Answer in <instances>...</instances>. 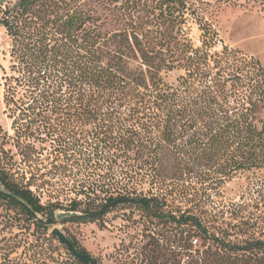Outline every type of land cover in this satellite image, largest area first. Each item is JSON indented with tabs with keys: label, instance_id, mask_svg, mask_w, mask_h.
<instances>
[{
	"label": "trees",
	"instance_id": "obj_1",
	"mask_svg": "<svg viewBox=\"0 0 264 264\" xmlns=\"http://www.w3.org/2000/svg\"><path fill=\"white\" fill-rule=\"evenodd\" d=\"M119 1L19 0L0 18L10 38L2 78L13 145L25 161L47 152L51 175L90 169L67 204L44 203L30 182L16 180L11 157L0 160V200L37 233L29 254L11 264H85L52 233L57 211L73 223H102L132 206L163 216L161 193L129 188V181H171L193 201L210 194L205 183L264 170V104L231 101L227 68L234 55L226 47L210 53L208 42L193 46L184 28L193 2ZM180 67L186 75L167 82L164 74ZM171 219L187 227L174 246L179 264H264L262 240L224 243L196 214ZM195 237L204 238V248L193 247ZM55 239L72 262L55 256ZM70 239L90 264H102Z\"/></svg>",
	"mask_w": 264,
	"mask_h": 264
},
{
	"label": "rangeland",
	"instance_id": "obj_2",
	"mask_svg": "<svg viewBox=\"0 0 264 264\" xmlns=\"http://www.w3.org/2000/svg\"><path fill=\"white\" fill-rule=\"evenodd\" d=\"M17 1L0 0V18ZM191 1L184 28L193 46L205 47L208 42L212 45L208 50L210 53H221L226 47L234 55L227 68L231 101L239 106L244 103L249 106L250 100H261L264 104V0ZM9 49L10 38L0 23V160L7 161L11 157L14 165L9 167L16 180L24 185L30 182L42 202L59 199L67 204L74 196L72 190L80 183L77 180L87 178L90 169L82 167L79 172L75 168L68 176L51 175L48 170L52 165L46 159L47 152L42 153V160L25 161L23 154L13 145L14 130L3 100L2 78L4 70L10 66ZM185 75L186 70L180 67L166 72L164 78L177 84L178 78ZM259 114L263 117L262 108ZM1 150L7 151V157ZM76 172L80 178L74 176ZM41 173L44 176H40ZM32 174L36 177L32 178ZM108 183L112 186L118 184ZM128 186L145 191L153 186L161 193L163 216L155 217L132 206L110 212L102 223L57 221L54 226L68 237L76 238L102 264H179L182 256L174 246L180 230L187 227L180 226L171 217L180 214H196L202 226L215 234L220 242L264 241V170L251 173L250 177L238 175L223 184L205 183L203 187L208 188L210 194L193 201L187 200L180 187L171 181L151 185L139 179L129 181ZM36 238L35 225L0 200V264L22 261L26 253L29 254V246L37 242ZM203 242L202 237L191 240L194 248H204ZM53 244L58 247L57 258L72 262L58 239Z\"/></svg>",
	"mask_w": 264,
	"mask_h": 264
},
{
	"label": "water",
	"instance_id": "obj_3",
	"mask_svg": "<svg viewBox=\"0 0 264 264\" xmlns=\"http://www.w3.org/2000/svg\"><path fill=\"white\" fill-rule=\"evenodd\" d=\"M67 216V213L65 212H62V211H57L56 212V219L58 221H61L64 217ZM52 233L58 237V239L64 243L69 251L75 255L76 257L80 258L85 264H90L89 260L84 257L78 250L77 248L75 247V245L73 244L72 240L57 226H55L53 229H52Z\"/></svg>",
	"mask_w": 264,
	"mask_h": 264
}]
</instances>
